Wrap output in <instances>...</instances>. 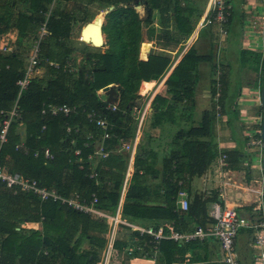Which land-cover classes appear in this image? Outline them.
<instances>
[{"label": "trees", "instance_id": "obj_1", "mask_svg": "<svg viewBox=\"0 0 264 264\" xmlns=\"http://www.w3.org/2000/svg\"><path fill=\"white\" fill-rule=\"evenodd\" d=\"M12 0H0V34L6 33L13 23L14 4ZM20 8L14 25L18 30V41L14 50L0 52V112L12 108L17 98L16 80L21 75L24 59L28 55L33 41L37 38L40 24L46 21L48 35L55 44L70 38V18L63 19L61 12L53 9L49 17H44L48 4L52 0H14ZM38 1V3H36ZM102 9L113 6L105 16L103 32L105 34L104 52H94L85 59V64L76 72L63 71L62 67L52 69L46 78L34 77L17 100L18 118L10 123L6 141L0 143V166L5 172L19 173L35 179L39 185L54 188L58 193L69 196L77 192L81 198H90L91 193L97 196V205L106 210H114L119 202L123 179L126 171V154L116 151L117 137L129 139L136 128V122L130 118V111L138 106V92L141 81H154L166 70L169 59L160 54H150L146 61L139 58L142 40V23L150 20V11L140 19L133 7V0H97ZM76 20V19H75ZM81 20V19H80ZM43 47L46 43L41 41ZM45 47V46H44ZM191 60L193 67L190 66ZM210 60L207 56H194V51L187 52L168 76L166 83L172 88V99L167 101L155 96L150 108L154 111V120L166 109L176 110L181 103L188 108L194 106V89L196 78L195 64ZM264 70V59L261 64ZM193 72V73H192ZM114 84L119 101L117 109L111 110L110 104L102 101L97 93L102 87ZM146 89L151 84H143ZM142 91V90H141ZM67 104L76 106L78 111L68 116L41 115L43 104ZM176 106V107H175ZM84 109V111H82ZM96 111L108 120L111 125L110 137L104 141V150L108 155L99 158L93 167L87 163V155L93 153V145L85 147L87 135L95 137L101 131L86 118L87 111ZM214 113V110H213ZM260 114L262 108L260 107ZM215 115L212 114L214 118ZM211 115L204 111L201 121L186 128H180L171 139L172 150L164 160L165 174L162 176V188H149L144 175L139 170L148 165L153 158V149L139 144L134 161V172L122 205V217L145 226L151 222L158 227L159 216L170 221L175 230L193 231L199 226L208 228L214 223L208 215V206L214 199H202L194 195L189 201L187 210L176 209L177 191L180 187L188 189L189 180L201 176L216 157L211 143ZM4 116L0 113V128ZM23 125V130H20ZM44 126V128H43ZM67 126H80V133L66 132ZM20 134L23 145L18 146ZM146 133H143V136ZM24 147L29 148L24 153ZM48 148L52 159L44 156ZM80 149V155L74 151ZM38 151L34 156L33 152ZM81 157L82 161H78ZM242 155L231 154L230 161ZM229 161V157L227 159ZM80 164L82 168H80ZM94 169L95 177H89ZM182 185H178V181ZM0 189L8 188L0 182ZM149 189H164L165 207L148 205L146 196ZM13 202L19 204L18 212L10 213L9 218H27L40 222V228L19 233L9 231L6 237L8 253L12 258L19 255L21 264H95L99 260L104 243L106 224L94 216L67 208L50 200L40 201L30 192L15 191ZM262 198L264 206V177L262 178ZM252 207V206H251ZM251 207L245 208L246 211ZM146 223V224H145ZM0 227L12 228L0 217ZM14 230V229H13ZM251 234V229H247ZM135 234V233H134ZM86 242V247H82ZM203 242L197 240L178 243L171 239L161 240L158 247L165 263L176 261L175 254L184 253L187 248L202 249ZM125 242H116L118 249ZM193 261L204 258L198 253Z\"/></svg>", "mask_w": 264, "mask_h": 264}, {"label": "crops", "instance_id": "obj_2", "mask_svg": "<svg viewBox=\"0 0 264 264\" xmlns=\"http://www.w3.org/2000/svg\"><path fill=\"white\" fill-rule=\"evenodd\" d=\"M227 1L230 4V15L224 25L226 34H222L220 33L221 27L216 22L199 27V22L205 15L209 0H133V7L140 19H144L146 11L147 13L150 11L149 22L142 23L143 42L140 46L139 58L146 61L150 54H160L169 59L166 70L158 79L141 81L137 92L140 96L138 104L150 94L153 95L152 100L155 96L167 101L172 99V88L168 86L166 80L174 67L190 50L194 51V56H207L210 59L196 63V69L194 73L192 72L196 78L193 94L195 102L192 108L183 107V104L179 103L176 105L177 107L175 106L176 110H164L157 122L154 120V111L149 109L139 144H145V147L153 149V158L149 160L148 165L139 170V174L145 176L149 188H160V186L164 188L161 185V178L165 174L164 160L172 150V137L180 128L188 127L190 121H193V124L200 122L204 111H207L211 117L212 114L215 115L213 113L212 93L213 83L218 72L223 87L220 100L222 116L218 119L215 116L212 117L211 135L207 138L216 153V157L201 176H194L189 180L187 191L189 201L198 194L202 196V199H214L221 205L245 210V208L257 204L260 199V191L262 192V178L258 177V170L262 171L261 153L259 149H249L247 146L248 137L244 127V119L258 114L261 107L260 93L264 74V70L261 69L264 59V0ZM11 3H15L14 17L7 32L10 34L9 39L12 40V50H14L18 41V30L14 23L18 12L24 8H20L18 2L14 0ZM90 4H96L99 7L97 12L101 11L99 13L106 11L102 12V7L97 0H52L48 4V10L44 13V17L48 18L51 11L57 9L56 12H61L63 19L70 18L71 35L69 40L60 44H55L47 35L43 37L42 40L46 44L45 47L41 46L42 43L40 44L39 54L40 68L46 71L43 78L48 77L51 70L55 69L52 67V63L58 64L62 69L66 66L82 67L86 62L85 59L91 53L104 52L106 49L107 46L105 45L97 48L85 43L81 41V37L78 38V42L73 41L75 26L78 23H83L84 26L92 20L93 9H81L82 5ZM137 5L138 7H136ZM108 8L106 9L108 10ZM30 52L31 48L26 58L23 57L24 66ZM190 66L193 67L192 60ZM144 83L151 84V86L146 89ZM97 93L100 95V90ZM130 118L133 119L132 115ZM20 130H23V125H20ZM144 132L146 134L143 136ZM20 136L18 144H23V137L21 134ZM236 152H239L242 157L230 161L231 154ZM223 153H227L229 161L220 164L219 158ZM134 170L133 166V172ZM133 172L125 184L123 179L118 202L121 214ZM15 194L16 192L11 191V189H0V217L14 225V230L0 227V264L22 263L19 255L12 258V253H8L6 237L9 235V231L28 234L29 231L37 230L41 226L40 222L36 220L8 217L10 213L19 210V204L12 201V198L15 199ZM146 196L150 199L148 205L166 206L164 189H149ZM115 209L110 212H114ZM161 217L164 216H159V226L172 225L170 221ZM149 225H152L151 222H147L145 226ZM119 235L121 239L118 242H125V245L127 239L129 241L135 236L127 229H122ZM250 237L251 234L246 228H241L237 235L236 249L241 264H253ZM139 241L133 240V244ZM199 242H203L202 249L198 248L193 251L190 248L191 245L189 248L186 246L184 253L175 254L176 261L171 264H223L216 240L209 238ZM146 248L151 249L150 246H146ZM197 251L204 260L193 261ZM123 264L166 263L164 255L162 256L159 251L154 260L142 258L138 252L133 255H126Z\"/></svg>", "mask_w": 264, "mask_h": 264}, {"label": "built area", "instance_id": "obj_3", "mask_svg": "<svg viewBox=\"0 0 264 264\" xmlns=\"http://www.w3.org/2000/svg\"><path fill=\"white\" fill-rule=\"evenodd\" d=\"M230 15V4L227 0H209L208 7L206 9L204 17L199 22V27H203L207 24L216 22L219 24L220 33L226 34L227 23ZM48 29L46 21H44L37 33V38L33 41L31 52L27 57V63L21 71V75L15 82L17 87V98L12 108L8 111L1 110V114L4 116L2 125L0 128V143L6 141L7 131L12 121L18 118V104L17 100L21 93L27 88L30 80L34 77L43 78L46 71L40 68V44L46 35H48ZM10 34L8 32L0 34V52L8 53L12 51V40L9 39ZM52 67L55 69L60 68L58 64L52 63ZM82 67H63V71H72V69H80ZM222 83L217 72V76L213 83L212 101L214 107L215 118L222 116L221 97L223 92ZM152 94L135 106L130 111L133 119L136 122V128L132 137L125 139L123 137H117L116 151L126 154V171L124 177V184L133 172L134 161L136 157V148L141 138V131L145 123L146 117L149 114V109L152 101ZM111 110H116V103H109ZM261 104V103H260ZM78 111L76 106H70L67 104H43L41 108V115L51 116H68L71 113ZM84 111V109L82 110ZM86 118L89 123H92L95 127L100 129L101 133L95 137L92 133L87 135V139L91 142H84V146L88 147L93 145V153L87 155V163L93 167L97 164L99 158H104L108 155V152L104 150V141L110 137H114L110 133L111 125L107 119L102 117L96 111H87ZM262 122V114L251 115L244 119V127L247 130V146L249 149L257 148L262 156V140L260 136V128ZM44 128V126H43ZM66 132L80 133V126H67ZM23 144H18L22 146ZM29 148L24 147V153H27ZM43 154L48 159L53 158L51 151L46 148L43 150ZM75 155H80V149L74 151ZM34 156L38 155V151L33 152ZM228 155L223 153L220 158V164L227 163ZM78 161H82L81 157ZM80 168H82L80 164ZM96 173L94 169L91 170L89 177H95ZM0 182L4 183L8 188H15L20 191L30 192L34 194L40 201H53L57 202L67 208L91 215L103 221L107 228L104 234V243L101 249L99 260L95 264H123L126 255H133L138 252L142 258L155 259L156 253L159 252V243L163 239H171L178 243H188L190 241H203L205 239L212 238L218 242L221 262L223 264H241L237 249L236 238L241 228L251 229V248L253 249V264H264V206L262 192L260 191V199L256 205L252 206L250 210L246 211L243 208L228 207L221 205L218 201L210 203L208 215L213 219L214 223L208 228L203 229L199 226L194 227L191 232H180L175 230L172 225H164L159 227L153 226H141L135 224L129 220H126L121 215L120 204L117 205L114 212L107 211L97 205V196L95 193L90 194V198H81L80 195L75 192L72 195L64 196L58 193L53 188L41 186L35 179L28 178L20 175L19 173L5 172L0 166ZM178 185H182V181H178ZM124 189V185H123ZM176 203L179 209L187 210L189 205L188 191L184 187H180L177 191ZM243 209V210H242ZM128 230L135 233V236L127 239L126 245L123 248L118 249L116 242L120 240V231ZM140 239V241H139ZM138 240V243L133 244ZM143 240V241H142ZM150 246L151 249L146 248ZM148 257V258H147Z\"/></svg>", "mask_w": 264, "mask_h": 264}, {"label": "water", "instance_id": "obj_4", "mask_svg": "<svg viewBox=\"0 0 264 264\" xmlns=\"http://www.w3.org/2000/svg\"><path fill=\"white\" fill-rule=\"evenodd\" d=\"M138 7V5L136 6ZM113 6H110L104 13H99L92 21L86 23L80 32L81 41L89 43L94 47H102L105 43V35L103 32L104 16L108 11L112 10ZM146 46V45H144ZM145 49V47H143ZM100 99L106 103H116L119 101L117 91L114 84H109L100 89ZM260 103L262 108V122L260 128V136L262 140V156L261 165L264 169V74L263 85L260 93Z\"/></svg>", "mask_w": 264, "mask_h": 264}, {"label": "rangeland", "instance_id": "obj_5", "mask_svg": "<svg viewBox=\"0 0 264 264\" xmlns=\"http://www.w3.org/2000/svg\"><path fill=\"white\" fill-rule=\"evenodd\" d=\"M96 4H90V5H82L81 6V9L82 8H92L93 9V12L91 13V18H92V20L96 17V15L99 13V12H101V11H98L97 12V10H98V6H97V8H96ZM105 10H107V9H102V12H104ZM91 20V21H92ZM83 26V23H78L76 26H75V28H74V33H73V35H74V40L73 41H75V42H78V38L80 37V35H79V32H81L80 30V28ZM78 69H72V71L73 72H76ZM260 113H258V115H259ZM261 115V114H260ZM258 172H259V174H258V177L259 178H263L264 177V169H262V171L260 170H258ZM246 178V177H245ZM250 239H251V237H250ZM82 247H86V242H84L83 243V245H82Z\"/></svg>", "mask_w": 264, "mask_h": 264}, {"label": "bare ground", "instance_id": "obj_6", "mask_svg": "<svg viewBox=\"0 0 264 264\" xmlns=\"http://www.w3.org/2000/svg\"><path fill=\"white\" fill-rule=\"evenodd\" d=\"M82 29V28H81ZM81 31V30H80Z\"/></svg>", "mask_w": 264, "mask_h": 264}]
</instances>
